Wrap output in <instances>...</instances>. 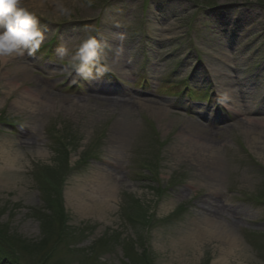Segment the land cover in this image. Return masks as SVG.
I'll return each instance as SVG.
<instances>
[{"label":"rangeland","instance_id":"374dc122","mask_svg":"<svg viewBox=\"0 0 264 264\" xmlns=\"http://www.w3.org/2000/svg\"><path fill=\"white\" fill-rule=\"evenodd\" d=\"M234 1L252 9L221 8ZM60 3L73 10L70 18ZM24 6L46 32L41 48L20 58L38 82H10L0 61V152L17 155L12 170L0 153V264H264V0ZM86 32L111 45L108 70L73 83L57 49L74 51ZM213 69L227 75L236 106ZM188 81L191 101L167 93ZM26 87L52 96L41 105L27 99ZM96 87L120 93L89 98ZM116 99L130 101L131 112L109 104ZM140 101L161 102L169 115L159 121ZM124 117L137 127L117 141L113 122ZM194 121L210 135L207 150L181 137ZM245 121L257 125L256 145ZM190 152L214 155L218 169L203 171ZM106 170L118 181L100 215L93 176ZM74 199L96 210L84 213ZM211 201L216 217L206 214ZM222 228L242 248L231 251Z\"/></svg>","mask_w":264,"mask_h":264},{"label":"bare ground","instance_id":"6f19581e","mask_svg":"<svg viewBox=\"0 0 264 264\" xmlns=\"http://www.w3.org/2000/svg\"><path fill=\"white\" fill-rule=\"evenodd\" d=\"M228 6L238 7V9H242V11L252 9L250 2L239 3L238 1H234L233 3H229V4H222L221 8H226ZM214 14H219V11L214 12ZM212 57H213V55L211 54V58ZM20 58H14L12 60L3 61L4 62L3 64L6 67L5 68L6 70L4 72L6 77H8L9 81L12 83H18L22 80L24 82H29V83H31L32 81L38 82V79H37L38 77L33 74L32 69H31V65L28 62H24ZM213 66H214V64H213ZM213 71H214L213 79L215 81L217 80V82H219V84H221L223 86V88L225 87V89H226L225 92H227L228 96L231 98V101L235 102V106H236L237 103L234 100V98L236 99L237 96H236V93L234 91H233V95H232V91L230 90V82L227 78V75L223 76L216 69H213ZM246 85H250L248 81H246ZM254 85H258V82H256ZM24 89L26 90V93H27L26 94L27 99L32 100L33 102H37L41 105H43V103H46V97L52 96L51 94L48 95L46 92H44V89H31L30 90L27 87ZM99 91L102 93L104 92L106 94H114V95H119L118 93H120V91L117 89H108V88L103 89V90H99ZM254 93H250V95H252L254 97L255 96ZM96 94H97V92H95L93 89L89 90V98L95 99L94 96H96ZM234 94H235V97H234ZM118 99H116L112 103H109V101H108V103L110 105H112L113 103H116L117 107H120L121 110L124 109L123 113L131 112L130 101H127L126 99H121V100H118ZM108 103L106 104L107 106H109ZM16 104L19 105L18 102H16ZM25 104H28V103H25ZM29 104H28V106H29ZM30 105H32V104H30ZM137 105H139L141 109L149 110V112H151L159 121H161L163 118H165L166 116L169 115V111H168L167 107L165 106V104H163L161 102H152V101H150V102L144 101L143 102V101H140V102H138ZM199 117L205 118L204 120L208 123L211 122L209 115H205V116L199 115ZM127 119L125 118L122 121L115 120L113 122V128L112 129L115 132V135H116L115 137H116L117 141L124 140L125 134H127L128 131L129 132L132 131L134 129V127H137L136 121H133L132 118H130V117H128ZM194 122L196 123V126H194V128L186 127L184 129V131L182 132L181 137L183 138L184 141H189V140L191 141L192 140L193 142H195V144L202 146L203 149H205V150L209 149V146L211 144V140H210V135H209L208 131L206 133L205 128H203L202 125L198 121H194ZM211 123H213V125H214V122H211ZM211 123H209V124H211ZM242 126H243V129L247 132V134L251 135L250 136V138H251L250 139V143H251L250 145H252V144L254 145L255 142L259 141L258 135L256 133L257 125L255 122L245 121V122H243ZM175 148H176V150L181 152L183 147H180V145H176ZM0 153H1L2 159L6 163L5 165L9 166L10 169L14 170L16 168L15 166L17 164V161H16L17 155H16L14 149L1 150ZM183 153L186 155L187 151H184ZM191 154L197 156V160L199 161L203 171L215 172V170L218 169L219 162L214 155H212V156L209 154L205 155L203 153H201V154L191 153ZM42 156H43V154H42ZM93 178H94V180H96L99 183V187L97 190H98V193L100 194V196L103 197L100 199V202H98V204L96 203L97 204L96 208L98 206L97 211H99V214L102 215V209H104L103 207L106 208L105 202L107 199L112 197V194H113L114 189H115L114 183L118 181V178H116L112 174V171H110V170H106L105 172H102V173L100 172L97 175H94ZM75 195H77V194H75ZM74 202L76 203L75 204L76 206L77 205L80 206L81 210L84 211V213L86 211L92 212L93 210H96V208L93 210L92 209L89 210L90 209L89 205H86V206L80 205L78 202V199H74ZM219 213H220V208H218L216 206V204L211 201L209 204V208L206 209L207 216L216 217V215H218ZM219 231H221V235H222V237H224L223 239H225V241L227 240V244L230 246L231 251L238 250L239 248H242L238 243L237 237H235L234 235L228 234L227 230H224L223 228L220 229Z\"/></svg>","mask_w":264,"mask_h":264},{"label":"clouds","instance_id":"9594fccd","mask_svg":"<svg viewBox=\"0 0 264 264\" xmlns=\"http://www.w3.org/2000/svg\"><path fill=\"white\" fill-rule=\"evenodd\" d=\"M57 9L64 17L73 15V10L62 3ZM45 32V26L24 6V0H0V61L34 55L45 41ZM110 48L107 41L86 32L74 51L62 44L57 54L67 59L65 70L74 77L73 83L76 79L96 81L108 70L104 60Z\"/></svg>","mask_w":264,"mask_h":264}]
</instances>
